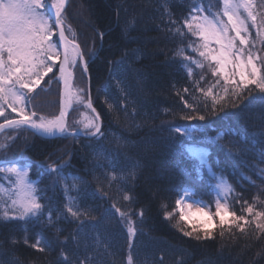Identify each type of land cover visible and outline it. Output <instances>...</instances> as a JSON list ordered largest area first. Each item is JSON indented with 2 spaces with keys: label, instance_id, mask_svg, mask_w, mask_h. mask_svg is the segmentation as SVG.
Listing matches in <instances>:
<instances>
[{
  "label": "trees",
  "instance_id": "trees-1",
  "mask_svg": "<svg viewBox=\"0 0 264 264\" xmlns=\"http://www.w3.org/2000/svg\"><path fill=\"white\" fill-rule=\"evenodd\" d=\"M254 2L260 20L264 0ZM197 7L203 12L192 11ZM222 7V0H71L65 31L71 39L75 33L88 62L86 73L76 66L75 85L84 89L99 113L103 135L45 138L27 129L0 134V142L10 144L0 151V159L23 157L57 167L67 162L59 183L56 174L43 167L34 164L29 169L30 179L38 181L35 187L43 190L39 202L45 206L44 214L0 221V264H78L77 258L85 255L93 258L90 264H127L129 253L132 264H264V232L255 228L253 215L243 210L252 205L254 212L264 211V95L255 88L251 94L245 89L224 102L223 110L218 105L213 111L210 98L206 101L199 89L207 91L216 84L214 63L210 67L199 56L195 49L203 50L201 38L183 24L190 13L213 18ZM175 27L184 33L182 38L168 31ZM249 29L250 40H257L252 51L264 56V44L255 39L250 22ZM181 47L183 57L176 55ZM90 51L96 56L91 57ZM197 61L204 67H198ZM55 75L56 68L29 93L28 113L59 115L61 84L50 82ZM222 86L221 80L220 86L212 87L213 94L222 95ZM181 97L196 110L187 109ZM77 115L74 108L69 128L90 132L76 123ZM188 115L205 119H183ZM16 117L8 114V119ZM183 125L203 126L202 135L189 140L173 131ZM217 136L222 139L217 141ZM189 144L207 150L206 165L187 154ZM109 161L116 167H110ZM113 172L115 181L108 178ZM74 178L77 189H72ZM221 179L232 189L227 195L230 210L221 213L224 225L214 214ZM182 190L210 205L214 225L179 221L174 205ZM125 194L131 199L124 200ZM69 196L75 200L73 211L86 212V216L77 219L65 211ZM49 207L53 209L51 221ZM120 212L131 220L135 235H129ZM165 212L174 215L166 219ZM230 213L244 216L248 223L234 220ZM237 224H244L243 231ZM193 226L210 230L212 238L197 240L180 231H191ZM37 238H42L44 251L30 246Z\"/></svg>",
  "mask_w": 264,
  "mask_h": 264
},
{
  "label": "snow or ice",
  "instance_id": "snow-or-ice-1",
  "mask_svg": "<svg viewBox=\"0 0 264 264\" xmlns=\"http://www.w3.org/2000/svg\"><path fill=\"white\" fill-rule=\"evenodd\" d=\"M68 2L69 0H0V117L4 118L3 123H0V133L6 130L27 129L44 137L86 134L90 138H98L103 135L99 123V113L92 107L90 99L85 102L84 97L80 94L84 90L74 91L72 88V69L79 64L81 71L86 73L88 62L83 59L84 53L79 44L76 43L75 33H72L73 39H69L65 34V13ZM222 4V11L215 13L213 18L208 16L198 17L190 13V18L183 21L189 32L201 38L200 48H203V50L195 49L199 51V56L207 61L210 67L214 63L212 71L218 79L212 87L220 86L221 80L223 81L222 95H214L212 87H209L207 91L199 89L206 101L210 98L213 111L218 105L223 110L224 102L228 101L229 98L235 99L240 96L245 89L251 94L252 89L255 88L257 92L264 95V56L252 51L255 41L249 39L251 36L249 31L250 22L251 26L255 28L260 43L264 44V18L258 20L254 0H222ZM163 7H165L166 14L171 17L172 13L167 10L166 3ZM192 11L203 12V8L197 7ZM242 11L246 13V17H242ZM223 17L227 19L225 20ZM168 23L175 24L176 22L169 20ZM168 31L181 38L184 36L180 27L169 28ZM54 34L57 35L55 42L52 39ZM213 42L218 47H211ZM183 54L184 49L181 47L177 50L176 55L183 57ZM90 56L95 57L96 52L90 51ZM184 59L190 61L191 57H184ZM56 61H59V63H55ZM196 63L198 67H204L203 63L199 61ZM54 68L57 69L55 79L57 82L62 81L64 89L63 107L59 115L49 119L38 115L35 111H31L29 114L26 111V104L30 101L29 93L45 76L52 73ZM183 91L188 93L186 88ZM74 100L77 103H83L92 112V116H85L78 122L82 124L84 130H91L90 132L73 131L68 127L66 121L67 109L72 106ZM181 100L187 109L196 110L187 100H183V97H181ZM9 109L10 113L8 114L15 113L17 118L8 119L6 112ZM225 116H227V113H225ZM183 119L203 121L205 117L203 115H188L184 116ZM202 127L194 128L183 125L174 128L173 131L179 136L191 140L196 137L197 133L202 135ZM215 139L219 141L222 136H217ZM200 142L202 143L203 139ZM8 147H10V144L0 142V151L6 150ZM186 152L190 157L197 159L200 165L207 164V153L199 151L194 145H187ZM22 162L23 167L20 166ZM66 163H61L57 167L56 164H42L39 161L31 160L24 161L23 157L11 160L0 159V180L5 181L7 184L6 187L5 183H0V221L28 220L43 215L42 209L45 206L39 202L41 199L40 193L43 190H38L35 187L38 181L29 180V169L34 164L43 167L47 172L55 173L57 176L56 182L59 183L60 173ZM109 166L116 167L112 161H109ZM208 169L211 171L210 166H208ZM199 171L201 169L197 168V172ZM105 175L107 176V174ZM108 178L115 181L117 176L113 172ZM75 179L72 189L78 188ZM219 187L224 193L222 198L226 200L228 193L232 191L231 186L221 179ZM67 190V186H65V191ZM181 197L184 199L192 198L188 190H182ZM66 199L67 203L64 208L72 217L78 219L80 215H87L86 212L73 211L71 205L75 203L74 198L69 196ZM130 199L131 197L127 194L124 195V200ZM194 203L204 202L197 200ZM214 207V214L219 217L221 225H224L226 221L221 213H228V207L226 204L220 203L219 200L214 201ZM243 210L253 215L255 228L264 232V223L260 222L264 219V211L254 212L252 205H246ZM52 211L53 209L49 207V221L52 219ZM56 211L59 210L56 209ZM196 211L203 212L204 209L198 208ZM174 212H178L179 221H183L186 225H192L193 222L190 216L193 214V209L191 204L184 206L182 200L177 199ZM174 212H165V218L170 219ZM138 215L142 217L143 213L140 212ZM230 215L234 217V220L248 223L244 216L236 217L234 213H230ZM119 217L122 222L126 221L128 223L129 235H135L136 230L131 227L132 222L128 216L120 212ZM237 227L243 231L244 224H237ZM180 231L188 237H195L197 240L212 238V232L206 228L197 230L193 226L191 231H184L183 228ZM15 242L13 240V243ZM41 242L42 238H37L36 242L30 246L44 251L40 247ZM24 243H28L27 237H25ZM45 243L47 242L45 241ZM95 244L99 246V237H97ZM87 247L88 245L85 244V248ZM61 256L68 259L63 252ZM92 259L91 256L85 255L83 258L78 257L77 261L78 264H90ZM127 264H132L131 253L127 257Z\"/></svg>",
  "mask_w": 264,
  "mask_h": 264
},
{
  "label": "rangeland",
  "instance_id": "rangeland-1",
  "mask_svg": "<svg viewBox=\"0 0 264 264\" xmlns=\"http://www.w3.org/2000/svg\"><path fill=\"white\" fill-rule=\"evenodd\" d=\"M241 15L242 17H246V13L245 12H241ZM209 17V16H208ZM211 18V17H209ZM223 19H227L226 17ZM259 20V19H258ZM250 31V29H249ZM254 31V35H255V39L257 38L256 36V33H255V28L253 29ZM53 41H54V35L52 37ZM71 39V38H70ZM250 39V38H249ZM257 40H255V43H256ZM55 42V41H54ZM77 43V42H76ZM211 47L213 48H216L218 47L214 42L211 44ZM81 48V47H80ZM82 50V49H81ZM83 59L85 60V57L83 55ZM59 61H56L55 63H58ZM79 65V64H78ZM77 65V66H78ZM76 68V67H75ZM75 68H73V72H74V79H75ZM50 74V73H49ZM56 76V75H55ZM42 81V80H41ZM40 81V82H41ZM57 81L54 78L51 79V83ZM40 84V83H39ZM38 84V85H39ZM38 85L36 87H38ZM73 89L74 91H79V90H84L82 88H80L77 84L75 85V80H74V86H73ZM80 94L84 97V101L87 102L88 101V98L86 97L85 95V91L83 92H80ZM29 103H31V100L29 101ZM76 108L78 110V115H77V118H76V123L79 124L82 128V124L78 123L79 121H81L85 116H92L93 114L89 112V109H87L85 107V105L83 103H77L75 100L73 101V109ZM72 109V110H73ZM26 111H27V105H26ZM28 112V111H27ZM30 112V111H29ZM8 113H10V109L6 112V115L8 116ZM13 114V113H11ZM30 114V113H29ZM55 116L53 117H46V118H54ZM3 119L4 121V118L3 117H0V121ZM2 122V121H1ZM196 149H198L199 151H203V152H206L207 153V150L205 148H201V147H195ZM207 159V157H206ZM11 179V177H9ZM29 180L32 181L29 177ZM5 183V186L7 187V184L5 181H2ZM1 182V183H2ZM220 185V184H219ZM191 193V192H190ZM229 194V193H228ZM224 193L222 191V189L220 187H218L217 189V198L216 200H219L220 203L222 204H226V206L228 207V209L230 210V204H229V200H228V196H227V199H223ZM191 199H184L181 197V200H182V204L184 206H186L187 204H191L192 205V209H193V214L190 216V219L193 221H197L199 223H202L205 227H211L212 225L215 224V219L212 215V212H211V207L208 203L204 202V203H200V204H197V203H194V201H197L198 199H195L192 195H191ZM199 201H202V200H199ZM205 205H208L207 207ZM198 208H203L204 211L203 212H197L196 209ZM187 214V213H186ZM226 214V213H225Z\"/></svg>",
  "mask_w": 264,
  "mask_h": 264
},
{
  "label": "water",
  "instance_id": "water-1",
  "mask_svg": "<svg viewBox=\"0 0 264 264\" xmlns=\"http://www.w3.org/2000/svg\"><path fill=\"white\" fill-rule=\"evenodd\" d=\"M70 3H71V0H69L68 5L66 6V9L70 5ZM65 34H66V31H65ZM72 71H73V69H72ZM60 84H61V91H60V111H61V109L63 107V92H64V89H63V83H62V81L60 82ZM73 84H74V72H73L72 86H73ZM72 109H73V104H72V106L69 109H67V117H66L67 125H69V116H70V113H71ZM12 119H15V118H12ZM0 123H3V121L0 122ZM39 136H41V135H39ZM42 137H44V136H42ZM58 137H61V136H57V137H45V138H58Z\"/></svg>",
  "mask_w": 264,
  "mask_h": 264
},
{
  "label": "bare ground",
  "instance_id": "bare-ground-1",
  "mask_svg": "<svg viewBox=\"0 0 264 264\" xmlns=\"http://www.w3.org/2000/svg\"><path fill=\"white\" fill-rule=\"evenodd\" d=\"M69 38V37H68ZM70 39V38H69ZM72 88H73V86H72ZM74 90V89H73Z\"/></svg>",
  "mask_w": 264,
  "mask_h": 264
}]
</instances>
